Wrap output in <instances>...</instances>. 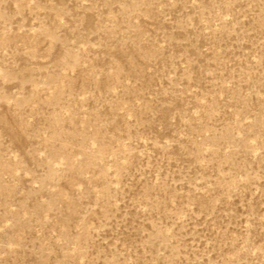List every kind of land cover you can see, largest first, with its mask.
Wrapping results in <instances>:
<instances>
[{"label": "rangeland", "instance_id": "obj_1", "mask_svg": "<svg viewBox=\"0 0 264 264\" xmlns=\"http://www.w3.org/2000/svg\"><path fill=\"white\" fill-rule=\"evenodd\" d=\"M0 264H264V0H0Z\"/></svg>", "mask_w": 264, "mask_h": 264}]
</instances>
